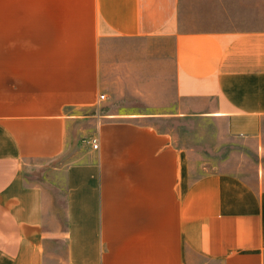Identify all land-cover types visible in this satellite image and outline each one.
I'll list each match as a JSON object with an SVG mask.
<instances>
[{
    "label": "crops",
    "instance_id": "0c3cea01",
    "mask_svg": "<svg viewBox=\"0 0 264 264\" xmlns=\"http://www.w3.org/2000/svg\"><path fill=\"white\" fill-rule=\"evenodd\" d=\"M235 1L0 0V264H264L262 177H192L151 121L261 134L264 27ZM28 160L48 184L24 181Z\"/></svg>",
    "mask_w": 264,
    "mask_h": 264
},
{
    "label": "rangeland",
    "instance_id": "374dc122",
    "mask_svg": "<svg viewBox=\"0 0 264 264\" xmlns=\"http://www.w3.org/2000/svg\"><path fill=\"white\" fill-rule=\"evenodd\" d=\"M202 1L196 5L199 10L205 6ZM228 15L238 22H246L249 25L264 27V0H236L232 8L229 7ZM212 19L209 14L206 16L196 13L194 19L188 15L187 22L203 23ZM116 42L108 46V50L116 47ZM163 57L166 56V49H163ZM111 59V56H108ZM109 101V100H108ZM111 107L117 110L132 109L130 100L113 99ZM153 121L160 131H168L172 134L173 142L182 151H185V167L192 177H198L209 172L228 171L244 177L250 182H255L256 177H262L264 185V120L262 122L261 134L257 137L234 136L225 131V123L205 119H179L172 120L169 117L156 118ZM82 147L80 138L76 137L74 142L62 154L58 161L72 162L78 160ZM41 165H37V164ZM47 162L39 160H28L24 164L22 177L27 181L45 182L44 176L48 170L42 167ZM38 167L40 169H37ZM48 184V182L46 181ZM49 186V185H48ZM52 193L56 202L52 212V219H58V212L62 207V190L59 186L52 185Z\"/></svg>",
    "mask_w": 264,
    "mask_h": 264
},
{
    "label": "built area",
    "instance_id": "2783aa9c",
    "mask_svg": "<svg viewBox=\"0 0 264 264\" xmlns=\"http://www.w3.org/2000/svg\"><path fill=\"white\" fill-rule=\"evenodd\" d=\"M104 97V95L103 94H100V98H103ZM87 142L88 143H91V145L94 147V148H96L97 147V143L96 142H91L90 140H87Z\"/></svg>",
    "mask_w": 264,
    "mask_h": 264
},
{
    "label": "bare ground",
    "instance_id": "6f19581e",
    "mask_svg": "<svg viewBox=\"0 0 264 264\" xmlns=\"http://www.w3.org/2000/svg\"><path fill=\"white\" fill-rule=\"evenodd\" d=\"M95 135V134H94ZM95 137V136H94Z\"/></svg>",
    "mask_w": 264,
    "mask_h": 264
}]
</instances>
